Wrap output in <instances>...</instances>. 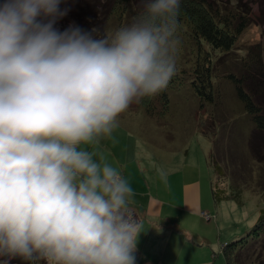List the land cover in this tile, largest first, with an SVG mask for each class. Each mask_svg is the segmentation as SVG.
Wrapping results in <instances>:
<instances>
[{
	"label": "clouds",
	"instance_id": "9594fccd",
	"mask_svg": "<svg viewBox=\"0 0 264 264\" xmlns=\"http://www.w3.org/2000/svg\"><path fill=\"white\" fill-rule=\"evenodd\" d=\"M180 3L148 0L105 38L56 31L60 0L0 4L3 264H134L133 189L95 146L176 74Z\"/></svg>",
	"mask_w": 264,
	"mask_h": 264
},
{
	"label": "rangeland",
	"instance_id": "374dc122",
	"mask_svg": "<svg viewBox=\"0 0 264 264\" xmlns=\"http://www.w3.org/2000/svg\"><path fill=\"white\" fill-rule=\"evenodd\" d=\"M222 1H240L243 11L249 10L252 24L242 32L232 50L213 63L218 74L213 76L220 96L217 103L204 101L200 107L189 76L184 77L176 68L178 73L165 88L169 101L164 113L150 115L134 102L118 117V127L112 135L101 138L95 146L132 187L131 203L149 208L146 216L140 214L134 264L144 258L140 253L145 242L149 245L145 255L158 259L155 253L162 252L165 263L170 260L177 264L173 248L177 249L178 243L164 239L175 235H188L202 243L182 255L200 261L207 259L209 264H225L222 245L244 235L264 211V140L257 138L232 83L224 77L228 71H244L242 56H247L248 48L261 41L264 0ZM115 25L116 21H107L104 30L107 32ZM53 27L58 32L73 28L71 22ZM183 34V29L176 31L175 37ZM178 45L177 48L181 47ZM183 46L179 62L187 67L192 51L186 44ZM211 182L225 189L234 185L239 201L216 202ZM186 192H192L196 199L193 210L183 208ZM200 212H206L208 217ZM5 260L9 258L0 256V264ZM15 260L9 264H16Z\"/></svg>",
	"mask_w": 264,
	"mask_h": 264
},
{
	"label": "trees",
	"instance_id": "16d2710c",
	"mask_svg": "<svg viewBox=\"0 0 264 264\" xmlns=\"http://www.w3.org/2000/svg\"><path fill=\"white\" fill-rule=\"evenodd\" d=\"M147 2L148 0H60L59 9L65 14L57 16L53 25L71 22L73 28L91 33L97 38H105L135 22L143 13ZM3 3L4 0H0V4ZM242 8L240 1L228 4L222 0H181L176 31L183 29L185 34L175 37L181 45H178L175 53L176 68L181 70L184 77L189 76V83L199 96L200 107L204 101L217 103L220 97L214 86L213 76L218 74L213 70V63L232 50L242 32L252 24L249 10L243 11ZM37 19L47 23L52 17L41 15ZM110 20L116 21V25L106 32L104 25ZM261 22L264 24V20ZM183 44L192 51L187 67L180 66L179 62L181 51L184 50ZM246 54L241 58L244 71L240 74L228 71L224 77L232 83L254 125V133L259 136L257 138L264 140V34L259 43L248 48ZM168 101L164 89L155 96L143 98L138 106L148 114L158 116L167 110ZM211 188L216 202L231 199L239 201L234 185L225 189L216 182H211ZM131 208L135 218L140 220L137 210ZM222 253L225 264H264V211L244 235L223 244ZM15 263L24 264L25 261L17 257Z\"/></svg>",
	"mask_w": 264,
	"mask_h": 264
},
{
	"label": "crops",
	"instance_id": "0c3cea01",
	"mask_svg": "<svg viewBox=\"0 0 264 264\" xmlns=\"http://www.w3.org/2000/svg\"><path fill=\"white\" fill-rule=\"evenodd\" d=\"M190 195L191 196V204L189 203V200H190ZM185 204H183V208H185L186 210H193L195 209V205H197V202H196V199L193 195L192 192H186L185 193ZM130 206L134 207L137 212L139 213V215L141 213H144V216H146V214L149 212V208H145V207H142L138 204H134V203H131ZM168 238V241L171 240L172 242L175 241V243H178V247L177 249L176 248H173L175 254H176V263L177 264H209V261L207 259L205 260H196V258L192 257V256H184L182 255V252L184 251H190L192 249H195L197 246H200L202 243L201 241H199L198 239H192L190 238L188 235H185L184 237H181V236H173V237H166L164 238L165 240ZM148 244L147 242H145V246L144 248L142 249L140 255H143L144 258L142 260H139L137 261L135 264H171V261L169 260L167 263H165L163 261V256H164V253L162 252H156L155 253V256L158 257L157 258H154L152 256H147L145 255V253L147 252L146 249L148 248ZM138 251L140 252V250L138 249ZM181 259V260H180Z\"/></svg>",
	"mask_w": 264,
	"mask_h": 264
},
{
	"label": "built area",
	"instance_id": "2783aa9c",
	"mask_svg": "<svg viewBox=\"0 0 264 264\" xmlns=\"http://www.w3.org/2000/svg\"><path fill=\"white\" fill-rule=\"evenodd\" d=\"M204 216L208 217V214L206 212H201Z\"/></svg>",
	"mask_w": 264,
	"mask_h": 264
}]
</instances>
